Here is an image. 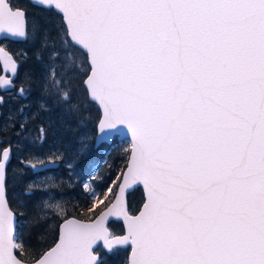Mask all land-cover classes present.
I'll use <instances>...</instances> for the list:
<instances>
[{
    "label": "snow or ice",
    "instance_id": "6c2138e0",
    "mask_svg": "<svg viewBox=\"0 0 264 264\" xmlns=\"http://www.w3.org/2000/svg\"><path fill=\"white\" fill-rule=\"evenodd\" d=\"M38 2L62 13V45L89 65L85 89L103 108L104 137L120 126L131 133L120 190L142 183L146 202L136 216L117 198L93 223L65 219L55 245L34 259L18 242L0 163V264H104L94 246L102 240L112 249L104 221L114 212L127 224L115 243L130 244L128 264H264V0ZM25 22L13 0H0V34L26 39ZM41 39L47 49L50 37ZM0 54L14 78L17 65ZM60 60L53 47L41 87L71 104L65 78L83 63L67 50ZM11 86L0 77V87ZM85 188L92 207L103 202ZM41 205L64 215L60 204L42 197Z\"/></svg>",
    "mask_w": 264,
    "mask_h": 264
},
{
    "label": "rangeland",
    "instance_id": "374dc122",
    "mask_svg": "<svg viewBox=\"0 0 264 264\" xmlns=\"http://www.w3.org/2000/svg\"><path fill=\"white\" fill-rule=\"evenodd\" d=\"M56 27V34H58V50L60 51V56L61 60L58 61V63H63V57L65 55V51H72L74 55L77 56V58L83 63V68L80 71H75L79 75H84V80H83V87L81 86H76L75 84H72L71 80L73 81L72 76H68L65 78L66 83H65V90L70 91V96H71V104H66V103H58V97L50 96L48 93L44 92L43 90H37L38 82L44 83V73H45V67L49 64V52H44L38 48V50L35 52L34 51V45L33 43L27 42V43H17L9 45L7 41L1 40L0 45L3 46L4 48L8 49L9 51H12L14 54L15 58L18 61H22V66L18 70V75L15 80L16 84L18 87H22L25 89V92H28V90L32 91L34 94L33 98H36L39 96V106L41 104H44L45 107L44 109L46 110L44 115H41L40 113L37 112H32L31 114V119L34 117L36 118L37 116L39 118H43L45 120H49L52 115H49L51 112L50 110H54L53 106L58 103L64 107H71V105H78V111L72 110L71 114L74 115V121L77 122L78 127L81 128V132H79L76 135V139L74 141V150L72 149V155L71 153L65 152V161L64 163H61L58 160H52V161H58L60 162L59 167L53 168L54 171L53 173H50L48 171H42V172H47L42 174V172L37 173L35 177H29L28 179L25 177V170H21L20 175L18 176L17 180L20 181L17 185V189L19 192H16V188L14 187V191L12 189L11 191V199L13 201L14 206L16 209L19 211L20 215L22 216V222H21V227L26 226V236L28 238V242L31 241V237L33 236V240L35 241V244L31 248L35 249L38 248L37 253L40 255L43 253L42 251L45 249L44 247L47 246V249L51 247L55 240H52V233L54 230L59 233V227L61 223L68 217H70V211L73 209V202L70 200L74 198V192L70 190L69 188L61 189L60 187H57V184L63 179L64 181H68L67 177L68 176H75L79 175L81 172L80 170L76 167L77 160L74 158L75 155H79L81 157H84L86 155H90L88 162V168L87 170L89 171L88 174H86V177L80 178V183L83 185L84 189L87 191L91 201L93 202V197L88 191V189L85 188V185H88L91 189H94L91 184V178L98 174L99 172L102 171V167L107 165V155L110 152V149L112 146L115 144H122V147L127 148L129 145V142L127 140H122L121 142L117 141V137L114 138L111 144L108 143H101L98 146H95V140L97 136V126L101 117V111L97 105L96 102L90 100L88 98V94L86 92L85 86H84V81L87 78L85 73H87L86 69V64L88 65L87 62H85V58L83 56H80L78 52H76L75 49L71 47V45L68 46L67 49L62 45L61 39L63 38V30L65 26L64 22L57 21V25L54 24ZM66 27V26H65ZM39 31V30H38ZM37 31V32H38ZM35 32V33H37ZM33 31V34H35ZM40 33V32H39ZM38 33V34H39ZM37 34V35H38ZM33 41V40H32ZM40 53V58L37 57V53ZM34 57V61H31V58ZM89 66V65H88ZM29 71L32 72H38L37 74H29ZM57 71L59 72L60 69L58 68ZM90 71V68L88 72ZM72 73V72H71ZM75 74V73H73ZM70 75V73H69ZM36 77H38L39 81H37ZM34 79V80H33ZM70 81V82H68ZM28 89V90H27ZM11 96V95H10ZM9 96V97H10ZM77 99V100H76ZM29 112L28 109H25V112ZM18 114V111L17 113ZM21 114V113H20ZM19 115V114H18ZM41 115V116H40ZM28 113L24 116V120L28 119ZM1 120V117H0ZM2 124V122H0ZM19 126V125H18ZM10 127V126H9ZM40 134L38 135L37 139H35L33 136L34 134H28L27 136H24L22 139L19 140L18 146L20 147L21 150L29 151V154H32V159L31 161H34L36 159H40L38 155V148L36 147L38 145V142L42 143L43 145V140L46 139L45 135V128L43 126L40 127ZM11 129V127H10ZM20 129L21 133V128L20 126L18 127ZM43 130V131H42ZM2 135L4 137L11 138L13 137V132L10 130L8 133L7 131L3 132ZM41 136V137H40ZM41 150V149H39ZM71 150V149H70ZM130 155V153H129ZM91 156L93 159H91ZM29 157V156H28ZM34 157V158H33ZM88 157V156H87ZM86 157V158H87ZM97 157V159H96ZM26 158V157H25ZM79 158V157H78ZM96 159V160H94ZM129 160V157H128ZM127 160V163H128ZM86 163V162H85ZM127 166V165H126ZM93 169L91 170V168ZM105 168V167H104ZM126 169V167H125ZM124 169V171H125ZM124 171L121 173L120 176V181L122 178V175ZM49 173V174H48ZM11 174V171H10ZM17 176V174H16ZM21 180H20V179ZM14 181L13 176H10V181ZM119 181V184H120ZM33 185V190L31 194H26V189L28 185ZM119 184L117 186L115 194L112 192V190L108 187H103L102 186V191L104 188V192L106 193V196L112 197V194L114 195V198L116 196ZM8 185V184H7ZM55 185V186H53ZM63 192H62V191ZM95 190V189H94ZM96 191V190H95ZM132 193V192H131ZM129 193L128 196L131 194ZM97 197H99L98 191H96ZM47 199L49 201L50 205H55V204H60L61 207L63 208V213L64 215L61 216L58 214V211L53 208H44L42 205L39 209L36 208L37 203L40 202L41 198ZM113 198V200H114ZM81 201L83 199H80ZM112 200V201H113ZM75 201V199H73ZM144 201V200H143ZM105 200H103L102 203H99L95 207L99 205L105 204ZM92 207V206H91ZM95 207H92L95 209ZM104 208L103 210H105ZM102 210V211H103ZM100 211V212H102ZM129 211V209H128ZM99 212V213H100ZM98 213V214H99ZM97 214V215H98ZM41 215H44V219H40L39 217ZM96 215V216H97ZM95 218V217H94ZM92 217H88L85 219H81L84 221H92ZM79 219V218H78ZM120 222V221H117ZM114 223V222H110ZM19 234V230L17 232ZM56 233V237H57ZM46 234L50 235L51 238L50 240H47L43 244L41 243V235ZM116 234V233H115ZM118 234V233H117ZM20 236V234H19ZM30 239V240H29ZM52 240V241H51ZM20 242V240L18 241ZM31 248L29 250H31ZM117 249H122L123 251V259L121 264H128V257L130 253V247L127 248H119V247H114L109 254H111L112 258L116 257L118 255V250ZM127 256V261L125 263V256Z\"/></svg>",
    "mask_w": 264,
    "mask_h": 264
},
{
    "label": "trees",
    "instance_id": "16d2710c",
    "mask_svg": "<svg viewBox=\"0 0 264 264\" xmlns=\"http://www.w3.org/2000/svg\"><path fill=\"white\" fill-rule=\"evenodd\" d=\"M13 3L16 4L19 8L25 10L26 12L28 39L25 43L31 41L34 45L33 49L35 52L38 50V48L44 52L45 51L48 52L49 48L50 50H52L53 47L58 49V34H56L57 26H55L54 24L57 25V21H61L62 16L57 12H55L53 8H44L40 6H35L29 0H13ZM37 27L39 31L33 34V29ZM63 27L65 28L64 25ZM43 36L50 37L48 41L49 47L47 49L42 47L41 37ZM31 61H34V57L31 58ZM20 63L22 66V61ZM86 69L88 72L89 66L87 64H86ZM69 76H72L73 78V81L71 80L72 84L83 87L84 75H79L78 73L73 71L72 73H70ZM53 108L55 109L50 110L51 112L49 113V115H52V117L49 120L39 118L38 116L36 118L35 117L33 118V122L29 125L30 134H34L33 137L37 139L38 130H40V127L43 126L45 128L46 139L45 140L42 139V141L44 142L43 145L42 143H40V141L38 142V145L36 147H39L38 149H41V150H37L38 155L41 156L42 159H44L45 161L61 160L64 163L65 161L64 153L68 151V153H71L72 155V149L74 150V141L76 139V135L79 132H81V128H79L77 122L74 121L73 118L74 115L71 114L72 112L71 107H64L61 105V107L58 108L57 105H54ZM129 153H130V144L127 146V148L122 147V144H117V145L115 144L110 149V152L108 153L106 158L107 165L106 166L104 165L101 168L102 171L91 178L92 187L96 191H98L99 198L105 200L106 203L95 207V209L92 208L91 211H87V209L93 205V202L91 201L83 185L80 183V178L86 177L87 176L86 174H88L89 172L87 168H88V162H90L89 160L90 155H86L84 157L75 154L73 155L75 160H77L76 167L80 170L81 173L75 176H68L67 177L68 181H64L62 179L57 184V187H60L61 189H65L66 187L74 192L73 195L74 198L70 199L73 202V209L69 212L71 217L85 219L93 216L94 218L100 211H102L112 202L114 195L112 194V197H108V195L106 196V193L104 192V188L102 191V186L103 187L106 186L107 188L109 187L112 190V192L115 194L117 186L120 181L121 173L124 171L127 165ZM31 159L32 158L30 156L27 157V160H31ZM91 159H93L92 156ZM92 169L93 167L91 168V170ZM19 183L20 181H16L15 183H13L14 187L16 188V192H19L17 189V185ZM8 185H10L9 182ZM11 191H12L11 188L7 187V198L10 207L17 214L19 220V223L17 225V232L19 230L20 243H22L25 246V248L29 250L31 248V245L33 246L35 244V241L33 240L34 237L30 236L31 241L28 242V238L26 236V226L23 227L20 226L23 218L13 204V201L11 199ZM101 194H103V197H101ZM73 199H75V201H73ZM80 199L83 200L81 201ZM143 199L144 196L142 190L140 188L135 189L128 196L129 212L132 214H136L143 203ZM110 228L112 232L116 233V235L124 234V227L121 222L111 223ZM51 233H52V238L50 235H46V234L41 235L42 244L47 240H50V238L52 240H55L54 244L57 242L58 239L57 231L54 230L53 232L51 231ZM56 233H57V237H56ZM44 248L45 249L42 252L48 250L50 247L48 249L47 246ZM37 250L38 248L35 249V247L34 249L31 248L30 250L32 257L34 259L39 258V253L36 254ZM117 250L119 253L116 257H114V259L112 258L111 254H108L102 248L99 249L98 252L101 254V259L103 260L104 264H121L124 250L122 249H117ZM16 253L19 258H24V256L28 255V252H25L24 256H22L19 251H17ZM127 256L128 255L125 256V263L127 261ZM30 262H33V260L29 259L28 263Z\"/></svg>",
    "mask_w": 264,
    "mask_h": 264
},
{
    "label": "flooded vegetation",
    "instance_id": "af4514ba",
    "mask_svg": "<svg viewBox=\"0 0 264 264\" xmlns=\"http://www.w3.org/2000/svg\"><path fill=\"white\" fill-rule=\"evenodd\" d=\"M7 42L9 45L15 44V42H11V41H7ZM17 43H19V42H17ZM18 62L20 64V61H18ZM17 75H18V72H17ZM2 76H3V70H2V66L0 64V77H2ZM6 77L10 78V75L8 74V75H6ZM16 78H17V76H16ZM16 78L12 80V85H13L12 89L2 91L1 87H0V98L3 99V103L0 104V117H1L0 122H2V124H0V151H2L5 148H8L10 150L11 160L6 167V173H7L6 185L9 182L10 185H7V187H10L11 190L13 189V191H14L13 183L18 181L17 178L20 175L21 170H25V177L27 179L30 176L35 177V175H37V173L39 174V172L35 173L31 167H27L25 165L26 163L43 165L47 162L52 161V160L45 161L44 159H42L41 156H39L40 159L35 158L34 161L27 160L28 156H30L32 158V156H31L32 154H29L28 153L29 151L24 152L18 146L19 140L22 139L24 136H27L28 134H30L29 125L33 122V119H31V117H32L31 114L33 112L32 111V109H33L32 104L35 102H39V100H36L39 98V96L36 98H33L34 97L33 92L28 90V89H27L28 92H24L23 94H21L20 89L22 87L17 86V84L15 82ZM37 90H39V89L37 88ZM25 109H28L29 112H27V111L25 112ZM17 111H18L19 115L16 114ZM26 113H28L29 116H28V119L24 120V116L26 115ZM18 125L21 128V133H20V129H18V127H19ZM21 125H23V127H21ZM9 126L11 127V129ZM10 130L13 132L12 139L8 138V137H4L2 135L3 132L7 131L9 133ZM40 130H41V128H40ZM40 130H38V135L40 134ZM39 154H40V152H39ZM58 161L63 163L61 160H58ZM10 171H11V174H10ZM46 171L53 173L56 170L48 169ZM44 173H47V172H42V174H44ZM16 174H17V176H16ZM11 175L13 176L14 181H12V180L10 181Z\"/></svg>",
    "mask_w": 264,
    "mask_h": 264
},
{
    "label": "water",
    "instance_id": "95a60500",
    "mask_svg": "<svg viewBox=\"0 0 264 264\" xmlns=\"http://www.w3.org/2000/svg\"><path fill=\"white\" fill-rule=\"evenodd\" d=\"M33 5L35 6H40V7H44V8H53L54 7H50V6H44L42 4H40L38 2V0H29ZM55 10V9H54ZM58 14H60L62 16V13H59L57 10H55ZM65 24V23H64ZM66 26V25H65ZM25 30H26V22H25ZM2 39H5V40H20V41H24L26 40L25 38H13L11 37L9 34H0V41ZM0 48H3L1 45H0ZM4 49V48H3ZM4 51L6 53H8L12 59H13V56L11 53H9L6 49H4ZM14 63L17 65V69H18V63L15 62V60L13 59ZM0 64L2 66V70H3V76L4 78L6 79H15L16 76H17V73L15 74L14 78L11 74V67L9 66L7 70H5V66H4V63H3V57H2V54H0ZM18 72V70H17ZM10 75V78H7L6 75ZM86 80V79H85ZM85 86V84H84ZM13 88V85L10 87V88H3L1 87V90L2 91H6V90H10ZM21 93V92H20ZM96 102V101H94ZM100 111H101V117H100V120H99V123H98V126H97V136H96V140H95V146H98L100 145L101 143L105 142V143H108V144H111L112 141L114 140L115 137H117V141L121 142L122 140H127L129 143H130V155H129V160H128V163H127V166H126V169L122 175V178H121V181H120V184H119V187H118V190H117V193H116V196L114 198V200L111 202V204L105 209L103 210L102 212H100L92 221H81L83 223H93L95 222V220L104 212H107L108 211V208L112 207L113 204H116V201H117V198H119V200L121 201V204H120V207H123L124 209H126V211L128 212L129 215L131 216H136V215H139V213L142 211L143 209V205L144 203L146 202V189L144 188L143 184L142 183H129L127 186L124 187V191L121 192V186H124L125 184V177L127 176V172H128V166H129V163H130V157H131V151H132V144H131V133L127 130L126 126H120V128L122 129L121 131L119 132H116V131H113L111 135L107 136V137H104V133L101 131L100 129V123L103 119V108L101 105H99L98 102H96ZM107 131V130H105ZM11 160V155H10V151H9V158L5 161L1 158L0 160V163H3L5 165L4 167V199L6 201V204L8 206V209L13 212L9 206V203H8V200H7V197H6V187H5V183H6V167L8 165V163L10 162ZM27 167H31L33 169V171L35 173L37 172H41V171H45V170H48V169H53V168H57L59 167L60 165V162H47L43 165H36V164H32V163H26L25 164ZM137 188H141L143 190V193H144V202L139 210V212L135 215H132L129 213L128 211V194L133 192L135 189ZM14 214V226H15V230H16V226H17V216L16 214L13 212ZM69 219H75V218H69ZM78 220V219H76ZM117 221H120L124 227V234L122 236H114L112 238H110V231H109V228H108V225L110 222H117ZM63 223V222H62ZM104 224H105V227L108 229V233H109V240L113 241V245H112V249L114 247H119V248H127L130 246L129 245H118L115 243V241L117 239H121L123 238L124 236L127 235V224H126V221L124 220V217L122 215H120L118 212H114L112 215L108 216L106 218V220L104 221ZM59 236H60V229H59ZM59 239V238H58ZM102 245L104 247V249L107 251V253H110L111 250L108 249V247L106 245H104L103 241H97V244L94 246V250L99 246V245ZM131 248V246H130ZM99 256V255H98ZM130 256H131V249H130V253H129V257H128V262L130 260ZM28 264H33V263H28Z\"/></svg>",
    "mask_w": 264,
    "mask_h": 264
},
{
    "label": "bare ground",
    "instance_id": "6f19581e",
    "mask_svg": "<svg viewBox=\"0 0 264 264\" xmlns=\"http://www.w3.org/2000/svg\"><path fill=\"white\" fill-rule=\"evenodd\" d=\"M29 74H33V75H34V74H37V75H38V72H32V71H29ZM36 79H37V81H39L38 77H36ZM33 80H34V79H33ZM37 84H38V89H39L40 91H42V90H43L42 87H41L42 82H38ZM32 105H33V109H32V111L37 112V113H40L41 115H44V114H45L46 110H45L44 108H41V106H39L38 102H35V103H33ZM55 105H57L58 108L61 107V105L58 104V103H56Z\"/></svg>",
    "mask_w": 264,
    "mask_h": 264
}]
</instances>
